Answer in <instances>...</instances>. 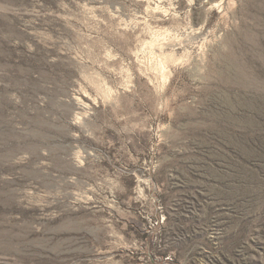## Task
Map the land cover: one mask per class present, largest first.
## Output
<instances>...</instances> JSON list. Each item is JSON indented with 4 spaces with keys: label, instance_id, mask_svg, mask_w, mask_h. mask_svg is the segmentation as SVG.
Listing matches in <instances>:
<instances>
[{
    "label": "rangeland",
    "instance_id": "rangeland-1",
    "mask_svg": "<svg viewBox=\"0 0 264 264\" xmlns=\"http://www.w3.org/2000/svg\"><path fill=\"white\" fill-rule=\"evenodd\" d=\"M0 264H264V0H0Z\"/></svg>",
    "mask_w": 264,
    "mask_h": 264
}]
</instances>
